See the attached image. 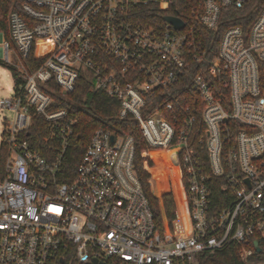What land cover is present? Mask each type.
I'll list each match as a JSON object with an SVG mask.
<instances>
[{"label": "built area", "instance_id": "obj_1", "mask_svg": "<svg viewBox=\"0 0 264 264\" xmlns=\"http://www.w3.org/2000/svg\"><path fill=\"white\" fill-rule=\"evenodd\" d=\"M249 2L15 0L8 36L0 34V54L20 79L0 100V109L13 113L0 146V155L2 147L7 152L0 166V264H196L229 245L240 247L244 263L264 264V6L247 34L240 26L224 31L212 60L178 16L167 15L180 19L182 30L165 20L162 27L133 21L137 6L182 5L215 32L223 10ZM80 77L90 92L117 99L118 117L133 116L149 146L168 154L176 148L167 158L175 218L163 234L133 170L131 136L98 128L74 178L59 180L76 120L51 107L74 92ZM184 78L202 103L199 151L188 149L193 117L175 130L158 111L143 114L146 97L157 93L166 111L178 106ZM35 115L47 122L50 139H62L52 160L21 137ZM212 179L222 181L221 208L213 204Z\"/></svg>", "mask_w": 264, "mask_h": 264}, {"label": "trees", "instance_id": "obj_2", "mask_svg": "<svg viewBox=\"0 0 264 264\" xmlns=\"http://www.w3.org/2000/svg\"><path fill=\"white\" fill-rule=\"evenodd\" d=\"M263 6L264 0H250L240 10L232 8L223 10L219 26L215 32L204 29L194 18L190 17L188 6L182 5H179L178 10L169 9L167 11H160L154 5L137 6L133 11V21L147 26L162 27L164 26L165 16H178L183 19L186 25L184 32L194 30L196 43L200 42L208 50V59L212 60L217 56L218 45L224 31L230 27L240 26L247 34ZM13 8H15V0H0V31L5 38L8 36L7 15ZM28 61H31L30 57ZM7 68L13 80H16L19 84L20 79L17 78L16 69L9 64ZM262 78H264V74H262ZM187 86V79L184 78L179 89L180 104L171 111H166L164 107L158 106L160 94L146 97L143 114L149 116L158 111L175 130L181 128L184 120L193 117L194 124L188 141V149L199 151L198 140L204 134V124L201 119L202 103L194 91ZM89 87V82L84 77H80L74 92L65 99H57L51 107L52 111L65 110L68 119L76 120V124L72 127V134L68 136L65 144L59 180L67 182L74 178L84 150L94 131L98 128H108L114 131L115 134L131 136L134 140L133 170L144 195L148 199L156 228L163 234L166 230H170L171 223L175 218L176 204L167 167V158L168 156L170 159L173 158L176 148L169 150L168 154L162 149L149 146L133 116L127 115L124 119L118 117L120 105L117 99L108 97L103 92H90ZM223 95L225 101H227H224L225 104H228V91L226 87L224 89V86ZM238 128L240 126H237ZM21 137L33 151L38 152L48 160H52L60 153L62 139H50L48 124L40 115L33 117L32 126ZM175 143L176 141L172 144ZM6 153V149L2 147L0 166L6 158ZM200 159L206 161L205 151L201 153ZM154 183L156 184L157 194H154L152 190ZM212 183L213 204L216 208H221L226 205L221 200L224 194L222 181L221 179H212ZM183 188L186 193L184 181ZM261 246L264 247V245ZM239 251L240 247L229 245L220 251L202 254L196 264H246L240 259Z\"/></svg>", "mask_w": 264, "mask_h": 264}, {"label": "rangeland", "instance_id": "obj_3", "mask_svg": "<svg viewBox=\"0 0 264 264\" xmlns=\"http://www.w3.org/2000/svg\"><path fill=\"white\" fill-rule=\"evenodd\" d=\"M1 33L2 32L0 31V34ZM7 66H8L7 62L0 54V100L10 98L13 92L14 80ZM12 120H13V113L11 111L0 109V146L3 141V134L5 131V127ZM152 190L154 194H157V188L155 183L153 185ZM263 256L264 253H261V255H259V258Z\"/></svg>", "mask_w": 264, "mask_h": 264}, {"label": "water", "instance_id": "obj_4", "mask_svg": "<svg viewBox=\"0 0 264 264\" xmlns=\"http://www.w3.org/2000/svg\"><path fill=\"white\" fill-rule=\"evenodd\" d=\"M164 20L166 22H168L169 24H171L176 30H182L184 28V23L176 18V17H173V16H165L164 17ZM0 41H1V35H0ZM259 248H257V251L259 252Z\"/></svg>", "mask_w": 264, "mask_h": 264}]
</instances>
